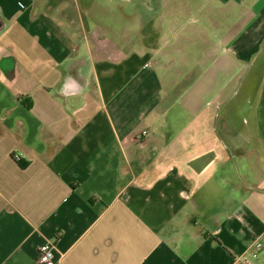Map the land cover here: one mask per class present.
Here are the masks:
<instances>
[{
    "label": "crops",
    "instance_id": "crops-1",
    "mask_svg": "<svg viewBox=\"0 0 264 264\" xmlns=\"http://www.w3.org/2000/svg\"><path fill=\"white\" fill-rule=\"evenodd\" d=\"M54 240L264 264V0H0V264Z\"/></svg>",
    "mask_w": 264,
    "mask_h": 264
},
{
    "label": "built area",
    "instance_id": "built-area-1",
    "mask_svg": "<svg viewBox=\"0 0 264 264\" xmlns=\"http://www.w3.org/2000/svg\"><path fill=\"white\" fill-rule=\"evenodd\" d=\"M149 136L148 131L142 132L138 137V141H142L144 138ZM263 243H257L254 245L250 257L244 258L243 263L244 264H254V260H256L259 257V253L262 249ZM56 247V241H47L43 244H41L38 248L39 250V262L40 264H55V251Z\"/></svg>",
    "mask_w": 264,
    "mask_h": 264
},
{
    "label": "trees",
    "instance_id": "trees-1",
    "mask_svg": "<svg viewBox=\"0 0 264 264\" xmlns=\"http://www.w3.org/2000/svg\"><path fill=\"white\" fill-rule=\"evenodd\" d=\"M14 158H15V157H14ZM18 162H20V164H21V166H22L23 168H26V167H27V163H26V162H23V161L21 160V158L18 159Z\"/></svg>",
    "mask_w": 264,
    "mask_h": 264
}]
</instances>
